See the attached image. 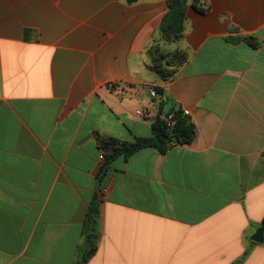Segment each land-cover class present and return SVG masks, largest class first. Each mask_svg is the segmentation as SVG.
<instances>
[{"label": "crops", "instance_id": "obj_1", "mask_svg": "<svg viewBox=\"0 0 264 264\" xmlns=\"http://www.w3.org/2000/svg\"><path fill=\"white\" fill-rule=\"evenodd\" d=\"M192 1L166 45L187 61L165 80L147 51L168 0H0V264H75L98 193L87 264H264L251 239L264 227V0ZM176 108L192 143L117 157L100 180L109 142L152 136Z\"/></svg>", "mask_w": 264, "mask_h": 264}, {"label": "trees", "instance_id": "obj_2", "mask_svg": "<svg viewBox=\"0 0 264 264\" xmlns=\"http://www.w3.org/2000/svg\"><path fill=\"white\" fill-rule=\"evenodd\" d=\"M139 0H127L133 4ZM169 11L164 16L159 31L151 40L148 46L150 57V69L155 71L161 78L167 80L173 78L179 68L187 61V52L184 49L170 50L166 45L180 43L184 36V24L188 0H168ZM192 5L201 12L208 10L207 0H193ZM252 46H257L258 41L251 37H246ZM157 91L163 99L164 91L157 87ZM163 102L161 101V104ZM173 125H169L168 120L156 118L152 123L153 134L150 137H140L134 142H109V150L104 154L105 165L102 167L101 178L106 174L107 165L115 158L124 156L128 158L133 153L144 147H155L161 152H165L175 144H190L194 141L196 132L195 125L190 116L181 108H176L172 114ZM102 146H106L101 142ZM100 193L96 194L90 202L86 219L83 225V236L85 247L75 264H87L98 250L100 237L99 216H100ZM264 226V219L262 221ZM243 260V259H242ZM241 260V261H242ZM239 261L236 264H240Z\"/></svg>", "mask_w": 264, "mask_h": 264}, {"label": "built area", "instance_id": "obj_3", "mask_svg": "<svg viewBox=\"0 0 264 264\" xmlns=\"http://www.w3.org/2000/svg\"><path fill=\"white\" fill-rule=\"evenodd\" d=\"M148 91H149L150 98L156 99V100H158V98H160V95L157 91V87L155 85H150L148 88ZM135 113L137 116L142 117V118H148L152 114V112L150 111V109L148 107L143 108V109H138V110H136ZM168 122H169L170 126L174 124V121L172 120V116L169 117ZM103 159H104V155H103ZM105 193H106V190L103 189L101 194L104 195Z\"/></svg>", "mask_w": 264, "mask_h": 264}, {"label": "water", "instance_id": "obj_4", "mask_svg": "<svg viewBox=\"0 0 264 264\" xmlns=\"http://www.w3.org/2000/svg\"><path fill=\"white\" fill-rule=\"evenodd\" d=\"M251 239L255 242L262 243L264 241V227L259 228Z\"/></svg>", "mask_w": 264, "mask_h": 264}]
</instances>
